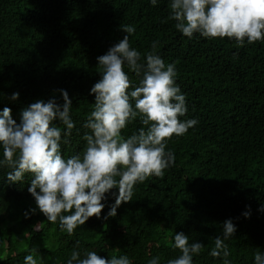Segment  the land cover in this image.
<instances>
[{
	"label": "trees",
	"instance_id": "1",
	"mask_svg": "<svg viewBox=\"0 0 264 264\" xmlns=\"http://www.w3.org/2000/svg\"><path fill=\"white\" fill-rule=\"evenodd\" d=\"M170 2L0 0V111L10 108L19 123L29 104L52 98L62 104L58 90H66L75 127L61 137L65 159L86 146L83 136L90 130L83 124L95 101L90 89L100 79L97 57L123 39L125 25L135 28L129 44L141 53V62L157 42L156 54L175 66V83L185 96L181 121L198 122L166 142L175 159L162 178L136 184L132 200L105 219L118 194L112 189L101 217L89 218L71 236L38 209L30 211L36 208L27 191L31 174L9 183L11 169L0 167V264H24L28 254L42 257L43 264H67L73 251L81 258L96 251L105 258L126 255L130 264H148L154 257L167 264L180 255L171 247L178 232L190 244H203L193 264H223L222 255L209 253L228 219L236 226L225 241L231 264H254V254H264V40L237 46L227 37H186L168 19ZM125 71L131 91L141 77ZM54 123L63 133L65 127ZM140 127L137 118L121 134L127 138Z\"/></svg>",
	"mask_w": 264,
	"mask_h": 264
},
{
	"label": "clouds",
	"instance_id": "2",
	"mask_svg": "<svg viewBox=\"0 0 264 264\" xmlns=\"http://www.w3.org/2000/svg\"><path fill=\"white\" fill-rule=\"evenodd\" d=\"M156 4L157 0H151L152 6ZM169 7L168 19L174 20L175 28L186 37H227L234 39L237 46L264 40V0H171ZM121 30L126 33L123 39L97 57L100 79L90 89L95 101L83 124L90 133L83 136L86 146L81 154L67 159L61 154L62 134L70 136L75 127L66 90H58L62 104L55 98L29 104L22 110L19 123L12 118L10 108L0 111V167L11 169L7 181L20 182L25 174H31L27 191L36 208L30 211L38 209L49 223L58 222L60 230L69 236L89 218L101 217L105 207L102 201L112 189H118V194H113L115 203L105 219L114 217L122 203L132 200L136 184L149 177L162 178L175 159L172 152L165 150L166 142L174 135H184L198 123L195 119L181 121L187 112L185 96L175 83V66L165 65L156 54L157 42L152 43V50L141 62V53L129 44V35L135 28L125 25ZM125 67L141 77L131 91ZM18 97L19 93L14 92L10 99ZM137 118L142 127L127 138L122 136V130ZM54 121L65 127L63 133ZM260 210L264 211V206ZM243 215L248 218L250 212ZM235 231L236 226L228 219L223 222L222 237L214 238L209 254L215 258L222 255L223 264H231L225 241ZM173 240L171 247L180 255L167 264H193V255L201 252L203 244H190L183 232L176 233ZM32 252L37 251L32 248ZM158 261L154 257L148 264ZM24 264H43V258L38 261L28 254ZM67 264H130V260L126 255L105 258L96 251H88L81 258L80 252L73 251ZM254 264H264V254L256 252Z\"/></svg>",
	"mask_w": 264,
	"mask_h": 264
},
{
	"label": "rangeland",
	"instance_id": "3",
	"mask_svg": "<svg viewBox=\"0 0 264 264\" xmlns=\"http://www.w3.org/2000/svg\"><path fill=\"white\" fill-rule=\"evenodd\" d=\"M155 250H156V247H154V246H151V247H150V252H151V253H153Z\"/></svg>",
	"mask_w": 264,
	"mask_h": 264
}]
</instances>
